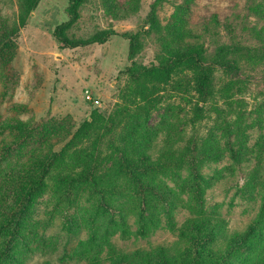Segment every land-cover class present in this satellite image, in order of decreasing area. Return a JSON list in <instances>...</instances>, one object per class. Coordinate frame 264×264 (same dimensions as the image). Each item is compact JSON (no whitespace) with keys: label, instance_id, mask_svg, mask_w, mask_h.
<instances>
[{"label":"trees","instance_id":"16d2710c","mask_svg":"<svg viewBox=\"0 0 264 264\" xmlns=\"http://www.w3.org/2000/svg\"><path fill=\"white\" fill-rule=\"evenodd\" d=\"M83 1L67 0L69 20L56 26L54 36L62 48L102 44L112 36L129 39L130 63L123 69L129 85L111 114L104 115L95 108L90 119L74 130L56 120H47L40 128L19 118L0 124V134L8 129L7 149L27 146L37 131L42 132L41 137L53 132L55 143L60 144L55 150L49 138L45 149L39 152L33 148L21 166L0 168V176L6 174V182L11 180L14 197L9 205L11 212L0 211V233L5 238L13 224L19 229V239L10 245L9 256L17 259L16 255L55 250V237L44 232L59 215L62 231L85 234L75 245L64 248L58 258L61 264H264V157L258 155L257 167L244 183L249 194L261 195L260 211L244 229L230 230L220 210L208 206L206 200V192L219 174L209 176L202 167L226 156L237 162L240 150L230 142L220 146L214 138L180 146V133L168 132L156 149L159 132L149 126L168 86L190 102L195 98V116L203 110L199 103L206 104L216 94L228 96L229 83L215 88L216 71L233 74L244 64H264V35L259 38L260 46L221 44L208 57L202 43L185 40L176 22H160L157 10L166 0H154L147 21L159 50L156 63L147 66L133 59L140 45L139 32L120 34L103 29L85 39L69 37L67 30L78 17ZM192 1L184 0L187 5ZM19 2L16 20L0 16L1 78L14 79L6 68L17 53V34L39 0ZM136 2L130 5L131 10L136 9ZM119 12L128 10L120 8L114 13ZM112 126L118 128L116 143L104 147V137ZM194 152L199 158L192 163ZM44 194L55 203L46 220L37 221L33 212ZM20 205L23 209L16 222L15 210ZM181 208L188 216L179 225L176 217ZM160 229L173 232L176 239L169 245L131 250L116 242V238L147 239ZM4 253L6 246L1 245L0 257Z\"/></svg>","mask_w":264,"mask_h":264},{"label":"rangeland","instance_id":"374dc122","mask_svg":"<svg viewBox=\"0 0 264 264\" xmlns=\"http://www.w3.org/2000/svg\"><path fill=\"white\" fill-rule=\"evenodd\" d=\"M111 1L108 4L106 0H84L77 11L78 17L67 30L69 37L85 39L103 29H114L120 34L139 32L140 45L133 59L147 66L156 63L159 43L155 33L149 31L147 21L154 0H136L135 10L130 9L135 0ZM120 8H127L128 13L115 15ZM263 9L264 0H193L189 5L184 0H166L158 7L157 15L163 25L176 22L185 40L202 43L210 57L221 44L260 46L259 38L264 35ZM19 12V0H0L1 17L14 21ZM67 20V0H39L29 14L16 37V56L6 68L14 79L0 77V124L19 118L30 120L32 126L40 128L45 121L56 120L74 130L90 119L93 109L109 115L122 101V93L129 85L123 72L130 63L129 39L112 36L102 44L62 48L54 30ZM214 83L217 89L229 83L228 96L216 94L206 104L199 103L203 106L200 116L194 114L195 98L190 102L168 86L160 106L151 115L149 126L159 132L156 149L168 132L180 133V146L214 138L220 146L230 142L234 149L240 150L242 155L237 162L226 156L221 161L205 163L202 170L209 176L219 174L206 192L208 206L220 210L230 230H242L258 215L262 205L261 195L249 194L244 183L257 167L258 155L264 157V64H244L233 74L218 69ZM111 130L104 137V147L116 143L118 128L112 126ZM40 132L33 133L27 146L17 149L12 146L7 149L8 129L1 133L0 168L21 166L33 148L39 152L45 149L49 138L55 143L53 132L46 137H41ZM59 146L55 143L53 148L58 150ZM198 158L194 152L191 162ZM5 177L6 174L0 176V211L9 214V205L14 201L13 185ZM53 203L55 199L44 194L33 218L46 220ZM22 209L23 205L16 207V222ZM187 216L186 209L181 208L177 223L182 224ZM60 222L61 217L56 215L44 232L55 237V250L16 255L17 259L9 256V248L18 241L19 229L13 224L5 238L0 233V248L5 245L7 251L1 255L0 264H61L58 258L64 248L75 245L85 234L68 235L61 230ZM38 232L42 234L41 226ZM175 239L173 232L160 229L147 239L116 238V242L131 250L169 245Z\"/></svg>","mask_w":264,"mask_h":264}]
</instances>
